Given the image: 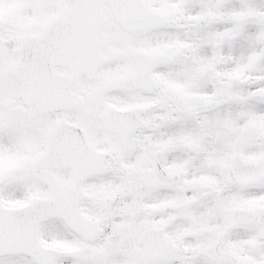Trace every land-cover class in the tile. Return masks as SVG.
Masks as SVG:
<instances>
[{
  "label": "snow or ice",
  "instance_id": "obj_1",
  "mask_svg": "<svg viewBox=\"0 0 264 264\" xmlns=\"http://www.w3.org/2000/svg\"><path fill=\"white\" fill-rule=\"evenodd\" d=\"M0 264H264V0H0Z\"/></svg>",
  "mask_w": 264,
  "mask_h": 264
}]
</instances>
